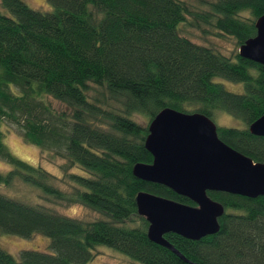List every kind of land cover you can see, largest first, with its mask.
I'll return each mask as SVG.
<instances>
[{
  "label": "trees",
  "instance_id": "obj_1",
  "mask_svg": "<svg viewBox=\"0 0 264 264\" xmlns=\"http://www.w3.org/2000/svg\"><path fill=\"white\" fill-rule=\"evenodd\" d=\"M46 2L51 12L0 0V124L17 128L49 161L59 160L68 191L54 186L61 178L16 159L1 132L0 160L10 170L0 173V186L18 179L54 204H80L99 218L79 221L0 192L1 233L49 240L48 250L21 251L18 259L0 249V264H94L99 246L132 261L125 264H186L148 240L135 197L145 192L195 205L136 179L132 169L151 164L147 128L164 109L214 124L219 115L239 121L216 126L218 138L264 164V137L248 130L264 115V66L238 51L227 56L197 44L181 29H211L239 49L255 37L264 0H198L196 9L183 0ZM216 79L240 83L243 91H228ZM207 195L224 208L219 231L199 241L166 234L167 242L191 264H264V197Z\"/></svg>",
  "mask_w": 264,
  "mask_h": 264
},
{
  "label": "water",
  "instance_id": "obj_2",
  "mask_svg": "<svg viewBox=\"0 0 264 264\" xmlns=\"http://www.w3.org/2000/svg\"><path fill=\"white\" fill-rule=\"evenodd\" d=\"M255 29V37L239 47L238 55L264 66V16L256 20ZM248 130L253 136L264 137V115ZM144 148L152 162L136 164L133 176L166 187L195 206L141 192L135 197L137 214L148 223V240L170 250L186 264L191 263L164 236L175 234L199 241L215 235L224 208L212 201L208 192L248 199L264 197V164L254 163L224 144L216 125L204 115L160 111L148 125Z\"/></svg>",
  "mask_w": 264,
  "mask_h": 264
},
{
  "label": "rangeland",
  "instance_id": "obj_3",
  "mask_svg": "<svg viewBox=\"0 0 264 264\" xmlns=\"http://www.w3.org/2000/svg\"><path fill=\"white\" fill-rule=\"evenodd\" d=\"M29 8L35 11L47 13L53 10V7L46 0H21ZM192 7H199L198 0H183ZM196 9V8H195ZM182 31L192 39L194 42L200 45H209L224 55L231 56L234 52L237 53L238 49L235 47V41L233 39L217 38L214 31L206 28V32L202 33L200 28H191L182 26ZM215 82L222 83L228 91L234 93H240L243 91V85L240 83H232L230 81H223L216 79ZM92 94V90L90 91ZM51 101V100H50ZM54 108L57 107L56 103L52 102ZM215 125L220 126H241L240 122L234 120L227 115H219L215 120ZM0 132L3 134V143L8 151L18 160L25 162L31 166L38 167L55 176L61 178V172L59 170V160H55L56 163L47 159L46 154L42 155L36 146L30 145L22 139L17 128L10 126L8 123L0 124ZM10 170V166L0 160V173L6 174ZM74 173L79 172L75 169ZM63 178L56 181L54 186H59L60 189H68L61 182ZM68 191V190H66ZM0 192L4 195L10 196L16 200H20L25 204H31V206H43L49 211L56 214L67 216L76 220L91 223L98 220L99 215L94 211L80 205H66V204H54L47 200L42 194L34 187L22 182L18 179H13L9 186H0ZM49 247V240L41 235H34L30 239L21 238L13 235L1 233L0 236V249L15 257L19 258V253L25 250L46 251ZM132 262L126 256L104 246L97 248L94 264H125Z\"/></svg>",
  "mask_w": 264,
  "mask_h": 264
}]
</instances>
